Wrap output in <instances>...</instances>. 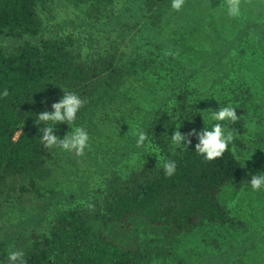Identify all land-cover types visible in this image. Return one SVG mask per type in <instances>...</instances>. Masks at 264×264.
<instances>
[{
    "label": "trees",
    "instance_id": "16d2710c",
    "mask_svg": "<svg viewBox=\"0 0 264 264\" xmlns=\"http://www.w3.org/2000/svg\"><path fill=\"white\" fill-rule=\"evenodd\" d=\"M71 1L88 5L92 10L106 9L112 3V0ZM165 1L143 0V3L148 10H154L162 7ZM47 2L0 0V33L17 38L38 36L43 28L39 8ZM151 16L155 17L154 14ZM246 26L248 28L239 30L236 39L226 40V45L220 43L198 51L199 57L212 58V65L222 69L221 57L231 51L230 45L237 50V39L246 33L249 45L241 49V54L249 48L263 59L264 20ZM39 40V43L25 42L13 49L0 46L2 206L13 193H18L17 200L31 191L42 194L39 186L51 175L48 162L53 149L45 147L39 139L42 133L38 128L37 113L45 110L42 100H48L50 109L51 103L62 97L63 90L78 93L86 103L76 123L85 127L107 98L116 91L118 95L121 87L129 85L123 86L133 79L132 75H143L136 71L134 61L123 63L117 49L96 52L85 58L72 35L43 36ZM192 53L197 56L194 51ZM143 63L141 71L147 69L148 60L143 59ZM233 66L235 63L226 61L229 72ZM176 82L167 100L157 107L152 104L147 108L141 124V129L159 150L161 161L176 163L175 174L166 177L158 160L152 157L145 159L126 177L114 172L87 205L61 208L46 225L32 227L18 223L14 233L10 234V231L4 237L0 259H5L7 252L22 250L24 264H152L156 258L167 256L162 250L166 246L156 249L130 241L132 234L126 232L129 226L135 225L137 232L145 225L172 244L180 235L207 223L223 227L241 224L232 214L228 202L241 189H250L247 180L251 174L264 172V136L255 134L252 137L247 126L251 106L254 105L256 111L262 106L256 103L257 98L248 85L240 94L234 93L233 104L225 103L235 108L239 117L236 122L227 124L234 133V140L222 157L208 161L195 152V139L192 145L183 149L172 145L164 135L173 118H193L192 122H183L182 132L203 126V118L199 115L203 109L197 104L192 107L188 78H179ZM4 91L8 93L6 96L2 95ZM143 101L150 102L151 99ZM57 127L59 131H70L66 124ZM246 157L251 158L244 165ZM36 217H40L38 223L42 222L40 213ZM8 246L11 247L9 250Z\"/></svg>",
    "mask_w": 264,
    "mask_h": 264
},
{
    "label": "rangeland",
    "instance_id": "374dc122",
    "mask_svg": "<svg viewBox=\"0 0 264 264\" xmlns=\"http://www.w3.org/2000/svg\"><path fill=\"white\" fill-rule=\"evenodd\" d=\"M226 4L227 0H184L177 11L171 7V0H166L162 7L148 10L143 0H112L108 8L92 10L71 0H48L39 8L43 28L38 36L17 38L0 33V46L6 49L25 42L39 43L43 36L72 35L83 57L117 49L123 63L134 61L136 71L143 73L132 75L133 79L123 86L129 85L121 87L118 95L116 91L107 98L87 122L91 147L83 156L53 149L48 162L51 175L39 186L42 194L31 191L17 200L18 193H13L3 206L2 197L0 254L4 237L10 231L14 233L18 223L32 227L46 225L61 208L87 205L105 187L112 173L126 177L145 159L158 160L155 153L147 154L136 147L134 133L141 129L147 108L167 100L179 78H188L193 103L203 111L218 110L225 103L232 105L235 95L248 85L256 103L262 106L258 111L251 106L249 134L264 136V58L259 59V53L249 48L241 54V49L249 45L247 34L237 39V50L230 45L231 51L221 57L222 69L212 65V58L199 57L198 51L220 43L226 45V40L236 37L250 22L264 20V0H240V14L234 17L227 15L223 7ZM143 59L148 60L145 71L140 70ZM227 60L235 63L230 72L232 65L227 69ZM68 131L60 130L57 134L63 138ZM228 206L240 225L223 227L207 223L180 235L172 244L145 225L137 232L136 226L131 225L126 232L132 234L130 241L156 249L166 246L162 250L167 256L156 258L152 264H264V191L243 188ZM38 213L43 216L40 223Z\"/></svg>",
    "mask_w": 264,
    "mask_h": 264
},
{
    "label": "clouds",
    "instance_id": "9594fccd",
    "mask_svg": "<svg viewBox=\"0 0 264 264\" xmlns=\"http://www.w3.org/2000/svg\"><path fill=\"white\" fill-rule=\"evenodd\" d=\"M183 4L184 0H171V7L174 10H181ZM223 7H226L228 16L234 17L240 14V0H227V4ZM7 94V91L2 93L4 96ZM41 103L45 110L37 113L40 125L38 128L42 133L39 136L40 142L49 149H58L69 154L75 153L78 156H83L91 147V137L87 129L78 126L76 122L86 101L76 92L63 90L62 97L52 102L50 109L48 108L47 99L42 100ZM194 104H192V107ZM199 115L203 118L201 128L193 127L186 132H182L183 122L185 120L192 122L193 118L191 120L173 118L171 125L165 128L164 135L170 139L172 145L183 149H187L188 146L192 145L193 139H195L197 141L195 152L202 155L205 160L212 161L222 157L234 140V133L229 130L227 124L234 123L239 119L235 108L219 106L218 110L208 109V111H203ZM173 122H176L174 127H172ZM62 124L68 125L70 129L63 138L57 134L59 131L57 126ZM169 129H171V134H169ZM134 135L136 147L144 149L147 154L155 153L158 158L157 164L162 166L165 176L172 177L176 172V163L172 160L161 161L158 150L152 147L151 140L144 130L138 128ZM250 158L246 157L243 160L244 165ZM247 181L253 192L264 191V172L251 174ZM23 255L22 250L7 252L6 258L0 259V264H5V261H7V264H24Z\"/></svg>",
    "mask_w": 264,
    "mask_h": 264
}]
</instances>
